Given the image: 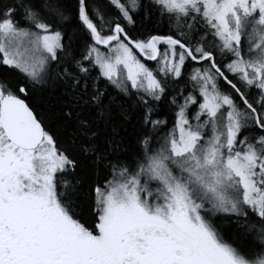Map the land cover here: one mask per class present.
I'll return each instance as SVG.
<instances>
[{"label": "snow or ice", "instance_id": "1", "mask_svg": "<svg viewBox=\"0 0 264 264\" xmlns=\"http://www.w3.org/2000/svg\"><path fill=\"white\" fill-rule=\"evenodd\" d=\"M0 66V264H264V0H0Z\"/></svg>", "mask_w": 264, "mask_h": 264}, {"label": "trees", "instance_id": "2", "mask_svg": "<svg viewBox=\"0 0 264 264\" xmlns=\"http://www.w3.org/2000/svg\"><path fill=\"white\" fill-rule=\"evenodd\" d=\"M68 3H75V0H67ZM89 5H91L92 3H94V0H88ZM163 31L166 34L167 32V28H168V21L167 19H165L164 23H163ZM149 65L151 67H154V63L153 62H149ZM0 74H5V75H9L12 77H15L16 74L14 72H12L9 69H6L2 66H0ZM110 90L113 92V94H116V90L115 89H111ZM60 91H66V89L61 85L58 88H53L51 86H45V87H41L38 88L36 91L33 92L32 94V99L33 101L40 107L41 110H44L48 107V101L50 100L52 94H59ZM158 107L161 109L160 112V118H163L165 111H167L166 106L163 102H161ZM154 118H157L154 116ZM168 118H169V124L168 127L171 128L172 124L174 122L172 114L169 113L168 114ZM167 129H165L166 131Z\"/></svg>", "mask_w": 264, "mask_h": 264}, {"label": "rangeland", "instance_id": "3", "mask_svg": "<svg viewBox=\"0 0 264 264\" xmlns=\"http://www.w3.org/2000/svg\"><path fill=\"white\" fill-rule=\"evenodd\" d=\"M153 68H155V65H154V67Z\"/></svg>", "mask_w": 264, "mask_h": 264}]
</instances>
